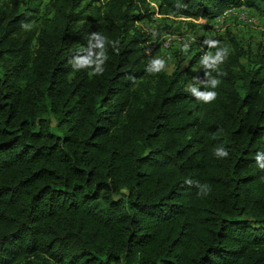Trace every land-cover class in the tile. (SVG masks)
Returning <instances> with one entry per match:
<instances>
[{
    "label": "trees",
    "instance_id": "1",
    "mask_svg": "<svg viewBox=\"0 0 264 264\" xmlns=\"http://www.w3.org/2000/svg\"><path fill=\"white\" fill-rule=\"evenodd\" d=\"M157 1L264 22V0ZM153 14L0 0V264H264V38L227 30L167 73Z\"/></svg>",
    "mask_w": 264,
    "mask_h": 264
},
{
    "label": "rangeland",
    "instance_id": "2",
    "mask_svg": "<svg viewBox=\"0 0 264 264\" xmlns=\"http://www.w3.org/2000/svg\"><path fill=\"white\" fill-rule=\"evenodd\" d=\"M154 14L137 24L149 40L144 46L146 53L154 51V60L171 73L176 62L184 57L183 69L197 51L204 46L203 40L213 41L229 30L236 38L254 44L264 38V23L255 13L246 9H229L227 18L204 19L174 17L157 12L158 1L148 0ZM230 11V12H228ZM196 66L193 68L192 72Z\"/></svg>",
    "mask_w": 264,
    "mask_h": 264
},
{
    "label": "clouds",
    "instance_id": "3",
    "mask_svg": "<svg viewBox=\"0 0 264 264\" xmlns=\"http://www.w3.org/2000/svg\"><path fill=\"white\" fill-rule=\"evenodd\" d=\"M79 63L86 65V64H89L90 61L88 59H84V60L79 61ZM214 97H215V94H207V95L202 96L201 98L205 101H209V100H213Z\"/></svg>",
    "mask_w": 264,
    "mask_h": 264
},
{
    "label": "built area",
    "instance_id": "4",
    "mask_svg": "<svg viewBox=\"0 0 264 264\" xmlns=\"http://www.w3.org/2000/svg\"><path fill=\"white\" fill-rule=\"evenodd\" d=\"M228 12H230V11H228ZM223 16H227V13H226V14H222L221 16H219L220 19H222ZM219 17H217V18H219ZM263 23H264V22H263Z\"/></svg>",
    "mask_w": 264,
    "mask_h": 264
},
{
    "label": "crops",
    "instance_id": "5",
    "mask_svg": "<svg viewBox=\"0 0 264 264\" xmlns=\"http://www.w3.org/2000/svg\"><path fill=\"white\" fill-rule=\"evenodd\" d=\"M229 15L226 16V18L228 17Z\"/></svg>",
    "mask_w": 264,
    "mask_h": 264
}]
</instances>
